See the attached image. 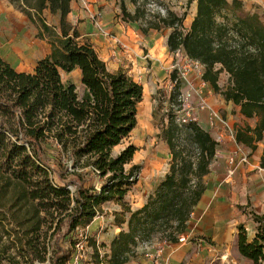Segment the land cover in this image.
I'll return each mask as SVG.
<instances>
[{
  "label": "trees",
  "instance_id": "trees-1",
  "mask_svg": "<svg viewBox=\"0 0 264 264\" xmlns=\"http://www.w3.org/2000/svg\"><path fill=\"white\" fill-rule=\"evenodd\" d=\"M7 1L49 46L48 55L36 62L32 72L15 70L0 55V179L12 187L10 212L15 226L25 228L28 237L39 232L40 224L49 223L52 264H68L74 251L71 235L100 216L106 203L120 207L113 218L121 229L103 256L99 248L104 245L88 239L92 264H127L138 245L157 241L163 248L178 243L205 192L204 178L217 150L214 138L196 121L182 123L169 110L160 128L170 156L167 172L142 207L132 211L125 197L141 171L140 165L131 163L136 149L128 146L116 156L112 150L136 127L142 85L123 70L110 72L93 46L81 40L68 20L73 0ZM191 2L195 14L188 28L183 27V17L169 10L147 21L137 0H131L133 14L122 9L123 19L142 21L143 33L170 30L168 51L182 52L184 59L198 62L201 81L238 108L245 121L254 120L253 126H234L235 141L251 151L262 143L263 166L264 16L246 11L241 0ZM46 11L57 17V25L47 23ZM76 69L83 97L73 83L61 79V73ZM175 74H170L171 80ZM222 76L226 81L220 85ZM49 151L56 153L53 162L64 185L51 179L55 171L44 157ZM20 212L28 219L19 220ZM251 218L254 237L249 241L244 226L238 225L237 251L252 264H263L264 215ZM17 244L22 261L9 257V264L44 260L31 240L18 239Z\"/></svg>",
  "mask_w": 264,
  "mask_h": 264
},
{
  "label": "rangeland",
  "instance_id": "rangeland-1",
  "mask_svg": "<svg viewBox=\"0 0 264 264\" xmlns=\"http://www.w3.org/2000/svg\"><path fill=\"white\" fill-rule=\"evenodd\" d=\"M5 1L6 0H0V55L2 59L8 62L15 70L22 72H32L36 62L48 55L49 46L46 41L37 38V31L35 27L27 21L25 16ZM104 1L108 4L113 5V20H116V22L123 25L125 24V26L130 25L131 22L124 21L122 9L124 8L128 13L133 14L135 6L131 3V0ZM188 1L189 0H137L136 6H138L141 11L146 12L145 19L147 21H152L153 15H165L166 11L169 10L177 16L183 17V27L188 28L195 14V2H191L188 4ZM241 2L246 11L264 16V0H241ZM87 3L91 5L90 8L92 10L100 12L102 15L101 9H103V6H95L93 2L88 0ZM76 4L77 6H73L74 12L76 11V8L83 10V7L81 5H79L78 3ZM73 15H75V13H73ZM44 16L48 24L57 25V17L51 16L47 11L44 12ZM84 16V20H88L89 24H91L86 14ZM101 21L102 28L109 33V37H104L93 26L92 32L94 35L98 36V38L109 41L107 43L113 44L115 49L113 47H108L105 49L104 46H99L95 48V51L100 58H105V63H107L108 69L110 71H115L114 68H111L110 64L114 63V59L116 56L115 54H111L109 50L113 48V50H117L120 53H129L128 49L130 48V45L123 40L120 41L125 46H122V43L121 45L119 43L113 42V38H119L114 32L110 31L109 28H107V26L103 22L102 17ZM131 24H134L135 27H137V29L142 32V21ZM169 32L170 30L168 29L162 30V33L169 34ZM10 39H12L11 42ZM21 39H25V41L21 42ZM86 39L87 38L84 37L82 38L83 41ZM86 41L90 43L88 40ZM140 48L141 52L138 57L140 59H144V57L147 56L148 52L146 48ZM141 54L142 58L140 57ZM123 60L124 62L121 64V66H123V69L121 70L127 72V74L131 76L137 83L141 84L143 88L142 101L138 105L136 127L129 135L122 139L119 145H117L112 150V155L116 156L128 146H133L136 149L131 163L140 165L141 171L138 176L137 183L125 197V202L129 205L130 209L134 211L142 207V205L146 202L147 197L154 191L156 185L160 182V180L163 179L165 173L167 172L170 156L167 146L160 136V128L162 124L166 123L168 111L170 110L172 114H175L176 117L179 118L185 117L188 113L192 117L197 118V115L198 113H200V111L196 107V100H194V97L190 101L191 109H189L188 111L185 110L183 106L178 102V96L181 90L184 91V88H182L180 84L176 85L173 88H170V82L172 81L170 78V74L173 71L176 72V70L171 69V67L165 70L162 69V71L166 73L165 75H163L160 70L158 71L157 69H148L151 67L150 63H148V68H146V66L140 65L136 62H132L126 59ZM145 61L150 60L146 58ZM173 61L178 63L179 65L184 64L180 59L177 58H174ZM199 76L200 75L198 74V71H194L191 77V81L194 87L204 94V91L201 89V87L196 85L195 83L198 81L197 78ZM66 77L67 76L64 73H61V79L63 82L66 81ZM68 77L69 80L76 86L79 97H83L85 94V90L80 83V77L78 76L77 72H72L70 75H68ZM225 81L226 78L222 76L220 85H223ZM218 112L222 117H224V113H227H223V111L220 110ZM228 115L229 122L231 124L235 121V113L232 110H229ZM44 157L46 161H48V163L51 165V169L55 171V173L50 174L52 181L55 184L64 185V182H61L58 178L57 171L59 170L53 162L54 158L56 157V153L49 151L45 154ZM67 188H69L71 191L74 190V187L71 184H67ZM12 194V187L8 186L3 180L0 179V262L2 264H9V257H16L17 260L22 261L21 251H18L20 247L17 244L18 239H22L23 241L31 240L33 245L39 249L40 254L44 257L43 261L34 260L33 264H52L51 257L54 250V244L53 238H51L50 235L53 230H48L49 223L47 222L46 224H40L39 232L29 234L28 237H24L25 228L16 227V224L11 216L12 212H10V207ZM240 208L241 207H239V211L240 213H242ZM120 211V207L114 203L104 204L102 206V214L99 216V219L96 220L94 226L91 227L92 229L89 230V238L95 239L97 245H104V248H99L100 254L102 256L108 253L110 241L120 231L119 230L118 232H116L117 228L120 227L115 224L113 218V213ZM248 214H250V216L247 215V219L249 222L242 225L244 226L246 237L250 241L252 237H254L256 225L251 224L253 221L251 218L252 213L249 212ZM16 215L19 216V220H22L24 218L28 219V216H23L21 212L17 213ZM127 217L128 215H125V221L127 220ZM125 224L126 223H124V225ZM62 230H64V226H62ZM71 236L72 238H74L76 234L74 233ZM66 240L67 238L61 240V244L63 246L67 245ZM188 242H190L189 239H187L185 243ZM144 245H146L150 249H154L158 246H161V243L153 241L151 244L138 245L127 264H140L146 261V258L144 256ZM231 245L232 247L230 254L228 255L229 257L234 258L237 264H252L248 260L241 257L237 252L236 238L231 243ZM189 257L190 253L188 255V258ZM81 263L92 264L91 249L89 247L85 251L84 258L81 260ZM181 264H188L187 260H185Z\"/></svg>",
  "mask_w": 264,
  "mask_h": 264
},
{
  "label": "crops",
  "instance_id": "crops-1",
  "mask_svg": "<svg viewBox=\"0 0 264 264\" xmlns=\"http://www.w3.org/2000/svg\"><path fill=\"white\" fill-rule=\"evenodd\" d=\"M88 1L93 2L95 6H103L101 12L104 24L110 31L116 34L120 43H122L120 40H123L130 45L128 49L129 53H120L117 50H113V44H108L107 42L109 41L100 39L93 34L92 25L89 24L88 20H84L85 14L83 10L76 8V11H73V6H77L76 3L78 2L76 0L71 2L72 11L68 15V20L76 26L81 40L83 37L87 38L86 40L93 45L94 50L99 46H104L105 49L113 47L109 48V52L113 55L115 54L116 57L114 63L110 64V66L115 71H110L107 63H105L110 72L123 69L121 64L124 62L123 59H126L146 66V68H148V63H150L151 67L148 69L160 70L165 75L166 73L162 69L170 68L173 63H176L173 61L174 58L180 59L182 63L187 60L184 59L182 52L174 54L168 51L166 45L167 33L150 30L143 34L134 24L130 23V25L125 26V24L123 25L113 20V5L106 3L104 0ZM5 2L11 6L7 0ZM11 41L12 39H10ZM22 41L24 42L25 39H21ZM140 47L146 48L148 52L144 59L142 58V54L140 56L142 59L138 57L141 52ZM146 58L150 61H145ZM100 59L106 62L104 57ZM74 71L80 77L79 70L76 69ZM71 73L65 74L67 76L66 81L71 82L68 77ZM197 79L196 85L200 86L204 91V94L200 91L201 95H204L206 102L214 110H220L223 113L227 112L226 114L224 113V117L228 121L229 110L235 113V121L231 123L233 127L242 126L245 123L250 126L254 125V120L245 121L238 114V108L230 102L226 103L219 95L214 94L210 86L201 81L200 76ZM197 119L202 129L211 135L219 130L218 125H214L213 128L211 127L206 112L198 113ZM230 146V144H224L217 148L210 171L204 178L205 192L189 219L188 228L185 233L186 238L190 242L168 244L162 248L163 257L169 264H181L185 260H187L188 264H237L234 258L228 256L232 247L231 243L236 238V227L249 222L247 219V215L250 216L249 212L257 216L264 215V165L261 166L260 164L263 144H257L254 151L245 147L249 154L248 163L239 166L235 170L230 182H227L228 165L225 163V157L230 150ZM239 207H241L242 213H240ZM96 220L94 219L90 224L89 230L92 229L91 227L94 226ZM251 224L255 223L252 221ZM120 229L117 228L116 232ZM122 229L126 230V224L122 226ZM189 253L190 257L188 258Z\"/></svg>",
  "mask_w": 264,
  "mask_h": 264
},
{
  "label": "built area",
  "instance_id": "built-area-1",
  "mask_svg": "<svg viewBox=\"0 0 264 264\" xmlns=\"http://www.w3.org/2000/svg\"><path fill=\"white\" fill-rule=\"evenodd\" d=\"M76 1L83 7V11L89 18L92 26L104 37H109V33L102 28L101 13L92 10L86 0ZM113 42L121 44L117 38H113ZM171 69L176 70L177 74H175V79L170 82V88H173L178 84L184 88V91L181 90L178 96V102L185 110L188 111L191 109L190 101L194 97V100H196V107L199 109V111L206 112L208 114L211 127L213 128L214 125H218L219 127V130L215 131L211 135L217 144V148L224 144L231 145L230 150L225 157V163L228 165L226 180L227 182H230L235 170L239 166L247 164L249 161V154L246 148L235 141V129L233 125L230 124V122L225 117L219 115V112L214 110L206 102L204 95H201V92L192 84L191 77L193 72L198 71V74L201 75L202 66L196 61L186 60L182 65H179L178 63L173 64ZM177 118L182 123H186L190 120L196 121L198 123V119L196 117H192L189 115V113L185 117ZM95 219H99V216ZM89 226L76 231V236L73 238L74 251L68 264H81V260L84 258V253L88 248L87 243L89 239ZM178 241L179 243H185L187 241L186 235H181ZM144 246V256L146 261L140 264H168L167 261L164 260L162 248L158 247L150 249L146 245Z\"/></svg>",
  "mask_w": 264,
  "mask_h": 264
}]
</instances>
